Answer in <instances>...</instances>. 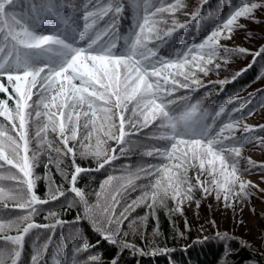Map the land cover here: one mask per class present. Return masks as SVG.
I'll use <instances>...</instances> for the list:
<instances>
[{"label": "snow or ice", "instance_id": "snow-or-ice-1", "mask_svg": "<svg viewBox=\"0 0 264 264\" xmlns=\"http://www.w3.org/2000/svg\"><path fill=\"white\" fill-rule=\"evenodd\" d=\"M206 3L207 0H200L189 12L184 0L156 3L144 0L142 11L140 4L135 5L139 12L135 30L130 37H121L118 25L124 11L123 0H85L80 5L83 27L78 38L86 46L73 47L55 34L35 31L49 16L67 27L71 16L65 17L63 10L68 7L75 11L72 4L66 5L62 0H0V93L6 94L5 99H0V117L7 122L0 123V170H3L0 181L11 182L0 184V213L20 212L11 218L0 216V264H22L26 238L36 229L46 230L49 235L42 244L33 240L31 264H45V254L57 230L67 225L75 227L83 221L89 222L101 239L116 246L117 254L104 261L102 254L94 251L96 245L77 230L64 264H119V256L125 249L141 256L167 254L175 249L158 243L162 235L156 215L158 208H164L169 216H183V205L191 204L199 191L201 199L214 194L217 201L223 200L225 208L235 211L237 205L251 199V189L264 194V188L244 179L240 168L245 144L254 142L264 149V136L240 139L237 132H251L255 126L229 115L226 122L216 127L226 106L212 113L202 100L191 103V95L177 94L181 89L195 93L204 86L200 74L207 76L213 67L218 71L221 61L226 64L233 54L251 55L252 62L264 54V43L255 52L223 43L233 41L238 31L245 32L246 40L253 38L241 21L262 23L256 19V12L264 11V0H240L239 6L201 43L177 53L175 59H154L157 47L195 19ZM180 12L188 18L184 22L177 19ZM121 39L127 48L117 53L114 50ZM53 47H58L65 57L59 67L36 66L32 62L34 50L52 51ZM33 96L37 99L33 100ZM129 111L131 115L126 114ZM32 120L41 121L35 131L37 149L46 145L49 152L43 176L47 186L44 198L35 190L41 177L34 174L39 152L30 147ZM206 120L211 122L204 123ZM145 129L146 138L167 142L164 147L153 144L144 152L148 157L163 158V163L141 166L118 177L110 174L92 193L77 187L82 173L99 171L118 159L111 154L115 150L108 148L109 140L120 145L123 155L128 138ZM49 131L57 135L59 146L48 140ZM77 146L79 158L91 156L97 163L95 169L77 163ZM66 159L71 161V171L62 167ZM247 163L244 171L254 167L264 169V164L257 165L250 157ZM53 167L62 178L59 185L53 178ZM193 168L197 173L189 176ZM142 177L147 182L137 184ZM138 187L140 195L128 202L127 194ZM66 192L74 194L68 205L77 209L74 219H62L61 213L52 210L44 217L47 223L34 221L39 206L65 197ZM90 196L95 197L94 201ZM169 201L173 202L172 207ZM200 203V199L195 200L197 209ZM140 206L147 209L145 214L130 219ZM149 217L157 224L151 238L146 232ZM206 223L217 229L215 235H198L191 244L222 239L237 240L241 247L249 246L247 241L218 231L215 220ZM191 231L185 219L184 230L175 229L172 238L188 239ZM198 231L203 234L208 228L202 224ZM130 236L144 241L145 247L138 246L135 239L129 240ZM231 252L227 249L223 264H229Z\"/></svg>", "mask_w": 264, "mask_h": 264}, {"label": "trees", "instance_id": "trees-1", "mask_svg": "<svg viewBox=\"0 0 264 264\" xmlns=\"http://www.w3.org/2000/svg\"><path fill=\"white\" fill-rule=\"evenodd\" d=\"M63 3L72 4L73 8L66 7L63 10V15L65 17L71 16V23L65 27L62 26L59 21L52 16H49L43 21L40 25L35 27L37 33L42 34H55L59 38L63 39L65 43L72 45L73 47H85V41H80L78 38L79 31L82 30L83 21L81 19V9L80 5L85 2V0H62ZM144 0H123L124 11L119 19L118 33L121 37H130V33L135 30V24L137 22L139 12L136 9L135 5H142ZM153 3H156L157 0H152ZM171 2V0H169ZM200 0H195L190 2V6L187 7V11L194 9ZM235 0H207V3L203 5L202 9L199 11V15L187 23L186 27L177 30L170 38H167L162 44L157 47V57L165 58L169 55L170 52L176 49H182L185 43L190 41H196L204 37L210 29L212 24L216 21L218 15L222 16L223 13L229 8V3H234ZM183 14V13H182ZM187 17L182 15L180 18L181 22H184ZM193 30H197L193 33ZM159 43V42H154ZM154 46V45H149ZM125 40L121 39L118 41L117 48L114 50L117 53H122L126 51ZM65 57L62 55L61 50L58 47H53L52 51H47L44 49L34 50L32 54V62L36 66L43 64H49L50 66L59 67L64 62ZM239 73L238 75H236ZM242 73L234 72L230 74L227 78L220 81H226V83L220 84L218 81H212L211 86L207 89L209 93L207 96H204L203 91L205 85L199 88L195 94L187 93L186 95H191V98L195 96H204L206 100H212L215 104L218 101H223L227 96L234 93L233 89L240 85L241 81L247 77V74L244 77H241ZM6 84V81H4ZM35 91V90H34ZM6 94L0 93V99H5ZM9 106H12V101H9ZM0 123H7L4 121L3 117H0ZM132 131V130H130ZM142 132H148L143 130ZM144 134V135H143ZM133 137L129 139V144L126 147L125 153L120 154V146H117V150L114 155L118 159L111 162L110 165H105L104 168L99 171H90L87 173H82L78 178L77 187L84 189L86 192L92 193L94 190L99 188L101 182L107 178L108 175L121 176L122 173L127 172V166H130V160L135 156L137 157H148L141 151H136L133 149V144L142 138H146L145 133H139L138 135H132ZM147 141L150 139L146 138ZM54 145V143H53ZM78 151V150H77ZM39 155V164L34 169V174L41 177L40 180L36 183V193L41 198H44L45 193L47 192V186L43 180L45 173V165L48 160V149L45 145L41 148ZM79 154L77 153V163L87 169H95L97 163L95 160H79ZM71 161L70 159L64 160L62 167H65L67 171H71L69 167ZM148 164H160L159 160H156L154 157H150V162L146 161L145 165ZM3 171V170H0ZM52 175L56 181V184H61L62 178L56 172L55 168H52ZM147 181V180H146ZM8 181H0V184H9ZM68 188V185L65 184V189ZM140 195V190L137 188L136 191H129L127 194V200L130 202L132 199H136ZM74 194L71 192H66L65 197H61L57 201H52L49 204L39 206V213L34 217L36 223H47L44 217L47 215L48 211H57L61 213V218L65 220L74 219L77 209L69 208V203L72 202ZM91 200L95 199L94 196L89 197ZM169 207L173 206L172 201L168 202ZM147 209L144 206L136 208L135 212L132 213V217H141L145 214ZM20 214L19 210L12 212L0 213V216H6L11 218L15 215ZM156 215L158 216L159 223L158 227L161 232V237H158V243L161 245L166 244L169 249H175V251H170L167 254H157V255H145L141 256L139 254H133L131 250L125 249L121 252L119 256V264H218L223 258L226 244L228 241L222 239H209L199 244H191V241H194L199 234L196 230L192 229L191 233L188 236V239H180L177 237L175 240L172 238L175 234L174 230L179 229L177 227V217L176 214L169 216L164 208H158ZM127 221H125V226ZM157 226L156 221L149 217L147 221V235L151 238V233L153 229ZM79 231V233L86 238L90 243L95 244L96 251L98 254H102L104 261H110L112 257L117 254V247L108 243L107 241L100 238V236L92 229L91 225L87 221H83L75 227L71 225L65 226L63 230H57L53 240L49 245V249L45 254V264H64L68 259V249L72 245V235ZM180 230V229H179ZM222 232V231H220ZM216 232L205 233L202 235L214 236ZM49 233L43 229L33 230L30 237L26 238V244L23 254L22 264H31V255H32V243L33 240H36L37 244H42L46 241ZM230 235V234H229ZM37 236L39 239L37 240ZM232 236V235H231ZM237 237V236H235ZM135 239V242L140 247H145L144 241L139 239L129 237V240ZM244 240V239H241ZM246 241V240H244ZM98 242V243H97ZM248 242V241H247ZM187 245V247H186ZM248 247H239L231 252V256L228 257L229 264H264V251L259 250L253 244L248 242ZM147 251V249H145ZM227 255V254H226Z\"/></svg>", "mask_w": 264, "mask_h": 264}, {"label": "rangeland", "instance_id": "rangeland-1", "mask_svg": "<svg viewBox=\"0 0 264 264\" xmlns=\"http://www.w3.org/2000/svg\"><path fill=\"white\" fill-rule=\"evenodd\" d=\"M195 0H184L187 4V7L190 6V2H194ZM251 2H259V0H251ZM240 0H235L234 3H229V8L223 13L222 16L218 15L216 17V21L212 24V28L210 32L207 33L205 37L185 45L182 50L183 52L188 49L192 45H198L201 43L218 25H220L223 21H225L229 15L235 10L236 7L239 6ZM183 12L177 13V19L180 20L182 18ZM256 19L262 21V23L256 24L252 21H241L247 25V30L253 34V38L250 40H246L245 32L238 31L234 34L235 38L233 41H223L230 48H235L237 46L244 47L248 49L249 52H255L260 47L261 44L264 43V11L257 10ZM197 30H193L195 33ZM221 55H224L222 52ZM177 58V54L174 56L172 54L169 60ZM253 58L251 55H240L233 54L228 62L225 64L221 61V68L217 71L214 67L212 71L208 73L207 76L200 74V79L203 81L206 88L203 91L204 96H207L209 90H207L212 84V81H220L222 79L227 78L230 74L236 72H240L242 69H247L242 73L241 77H244L247 74L240 85L233 89L232 94L227 96L223 101H218V103H214L212 100H206L204 96H195V98H191V103H195L198 100L203 101V106L208 109L209 112L214 113L221 106H226L225 114L220 117L216 122V127H219L222 123L226 122L231 115L232 119H243V123H247L249 125H253L254 130L251 132H237L236 135L240 139H251L255 137L264 136V128L260 126H264V54H261L255 58V62H252ZM251 64L249 67L248 65ZM187 93H191L187 90L181 89L178 95H186ZM195 94V93H192ZM33 100L37 99V96H33ZM232 101V103H229ZM129 109L132 108V105L129 104ZM233 109H239L238 111H233ZM127 115H131L130 111L126 113ZM43 118H41L42 121ZM41 121L32 120L30 122V134L33 137L32 144L30 145L32 150H36L39 152L40 149H37L36 140H35V131L37 126L41 123ZM209 121H205L204 123H209ZM128 130V129H126ZM197 130H199V126H197ZM130 131V130H128ZM146 131H148L146 129ZM83 132V129H81ZM147 133V132H141ZM144 135V134H143ZM130 136L128 139L132 138ZM48 140L54 143V146H59V138L55 133L49 131ZM95 141L93 140V143ZM155 144L158 147L167 146L166 141H156L149 140L143 136L139 138L133 145V149L136 151H141L143 153ZM117 145L115 141H108L109 150H115L111 154H115L117 150ZM77 153L79 154V146H77ZM251 158L254 160L257 165L264 164V149H261L255 145V143H246L242 150V158L240 160V168L244 173V179L251 181L255 185H259L264 188V169L259 167L251 168L250 171H244L245 168L248 167L247 158ZM63 159V157H61ZM79 158V156H78ZM130 158V157H129ZM130 160V166H127V171H135L137 168L145 165L146 161L150 162V157H137L135 156ZM156 160H159L160 163H163V158L154 157ZM92 159L91 156H88L84 159L79 160H87ZM197 173V169L193 168L189 171V176H195ZM125 173H122L124 175ZM147 178H143L140 181H137V184H144L147 181ZM139 189V187H138ZM140 190V189H139ZM252 197L250 200L246 201L244 205H237L235 211L232 208H225L223 206V200L217 201L215 199V195L208 196L207 199H201V194L199 191H196L194 194V200L191 204L187 202L183 205L184 215L180 216L176 214L177 217V227L183 231L184 230V221L185 219L188 221L191 229L196 230L199 233L200 225H205L208 228L206 233L216 232L217 229H212L207 225L206 221L215 220L218 224V231L227 232L232 236H237L238 238L244 239L259 250L264 251V194L259 193L255 188L251 189ZM200 199L201 203L199 208L197 209L195 200ZM94 201V199H93ZM173 203V202H172ZM255 209V211H253ZM243 221V224L240 222ZM201 234V233H199ZM205 234V233H203ZM202 235V234H201ZM239 247V242L237 240H230L226 245L225 255L227 254V249H231L232 251L236 250ZM224 255V256H225ZM230 263V262H229ZM218 264H223V258Z\"/></svg>", "mask_w": 264, "mask_h": 264}]
</instances>
